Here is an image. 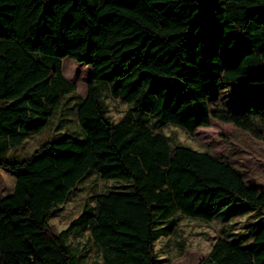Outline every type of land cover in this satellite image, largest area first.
Instances as JSON below:
<instances>
[{"label": "trees", "instance_id": "16d2710c", "mask_svg": "<svg viewBox=\"0 0 264 264\" xmlns=\"http://www.w3.org/2000/svg\"><path fill=\"white\" fill-rule=\"evenodd\" d=\"M66 57L92 68L77 107L85 138L9 159L76 90ZM97 82L128 104L119 120ZM226 84L241 85V108L216 103ZM142 115L190 133L219 119L264 140V0H0V167L16 177L0 199V264H86L69 241L86 233L102 264H159L156 242L179 214L264 211V192L234 165L173 145ZM91 170L132 188L98 194L56 231L54 211ZM198 264H264V219L250 242L220 236Z\"/></svg>", "mask_w": 264, "mask_h": 264}, {"label": "rangeland", "instance_id": "374dc122", "mask_svg": "<svg viewBox=\"0 0 264 264\" xmlns=\"http://www.w3.org/2000/svg\"><path fill=\"white\" fill-rule=\"evenodd\" d=\"M62 72L77 88L68 93L51 118L49 125L41 132L31 135L17 148H12L9 159L21 160L28 157L35 149L56 138L84 139L77 107L86 96L88 84L92 80V68L86 63L66 57ZM107 114L113 121L119 120L129 109L127 103L111 95L107 83L97 82ZM221 107L241 108L242 87L226 84L220 88L215 100ZM215 106V102H213ZM155 130L164 133L173 145H185L193 149L209 151L234 165L243 175L248 185L264 192V140L255 138L250 133L235 127L231 123L212 118L209 126L199 127L195 133L170 124L162 123L156 118L142 115ZM3 170V171H1ZM9 171L0 167V174ZM0 177V197L7 195L15 185V175ZM131 182L124 179H102L95 170L79 183L69 200L54 211L50 222L56 231L64 230L83 209L84 203L95 202L100 193L111 190L132 188ZM264 219V211L247 210L235 205L224 215L220 214L213 221L178 215L177 226L168 236L160 237L156 242L159 264H198L211 250L220 236L237 241L240 244L250 242ZM70 243L85 255L86 264H102L101 252L93 243L88 233L71 236Z\"/></svg>", "mask_w": 264, "mask_h": 264}, {"label": "crops", "instance_id": "0c3cea01", "mask_svg": "<svg viewBox=\"0 0 264 264\" xmlns=\"http://www.w3.org/2000/svg\"><path fill=\"white\" fill-rule=\"evenodd\" d=\"M48 125H49V124H47V126H48ZM47 126H46V127H47ZM46 127H45V128H46ZM45 128H44V129H45ZM44 129H43V130H44ZM43 130H42V131H43ZM42 131H40V132H38V133H41ZM38 133H33L32 135H35V134H38ZM28 138H29V137H28ZM25 141H26V139L24 140V142H25ZM24 142H23V143H24ZM23 143H22V144H23ZM20 146H21V145H20ZM10 151H11V149H10L9 152H8V156H9V157H10ZM1 171H3V170H1ZM2 173H3V174H0V177H3V176H7V175H11V174H12V173L10 174V172H9V171H6V170H5V172H2ZM15 183H16V177H15ZM14 188H15V185H14ZM14 188H13V189H12L7 195L11 194V193L14 191ZM7 195H4V196L0 197V199L3 198V197H5V196H7Z\"/></svg>", "mask_w": 264, "mask_h": 264}]
</instances>
